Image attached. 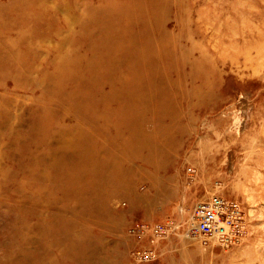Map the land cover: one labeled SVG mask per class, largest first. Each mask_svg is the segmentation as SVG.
Returning <instances> with one entry per match:
<instances>
[{
  "label": "rangeland",
  "instance_id": "obj_1",
  "mask_svg": "<svg viewBox=\"0 0 264 264\" xmlns=\"http://www.w3.org/2000/svg\"><path fill=\"white\" fill-rule=\"evenodd\" d=\"M33 1L0 0V264H264V0H138L136 25L125 27L158 38L159 20L171 33L164 43L173 56L158 50L154 87L166 105L152 106L155 122L191 149L147 161L146 149L135 156L99 142L88 157L97 160L99 187L78 185L76 156L55 164L48 157L55 127L78 121L65 102L69 88L41 82L49 51L69 45L59 43L67 30L54 29V17ZM96 1L93 31L108 35L112 1ZM121 156L138 170L113 188L105 179ZM213 194L244 210L245 234L229 245L190 231L195 205ZM158 225L166 229L157 235ZM146 249L150 260L138 256Z\"/></svg>",
  "mask_w": 264,
  "mask_h": 264
},
{
  "label": "bare ground",
  "instance_id": "obj_2",
  "mask_svg": "<svg viewBox=\"0 0 264 264\" xmlns=\"http://www.w3.org/2000/svg\"><path fill=\"white\" fill-rule=\"evenodd\" d=\"M92 1L94 4L96 0H57L52 1L50 5L48 0H34L33 3L45 9L49 20L52 16L54 17L56 21L54 29L58 32L62 29L67 30L66 36L59 43L69 39V45L58 44L49 51L50 58L40 69V73L43 74L41 82L44 81L46 84L47 81H51L63 92L69 88V91H66L69 98L65 102L67 109L76 115L78 121L76 124L63 122L55 127L56 141L53 143L55 147L50 149L48 157L51 164H55L59 160L67 163L69 153L76 156L78 162L74 165L78 166V170H84L81 178H77L78 185L87 183L89 186L99 187L100 179L93 172L97 160L91 159V163L88 162V157L92 153L101 151V148L97 147L99 142L109 140L111 143L108 146L117 147L120 150L119 153L124 152L126 148L130 149L135 156L140 153L141 148L146 149L147 161H151L150 157L154 153H173L182 145L189 148L191 146L190 141L182 137L176 139L166 132L160 122H155L158 117L152 107L158 104L166 105L165 101L162 99L159 101L156 98L158 91L154 87V81L155 76L159 75L156 68L160 64L158 50L162 49L164 56L168 59L173 56V53L169 52L170 48L164 43L165 37L168 38L171 33L167 34L163 30L159 20H154L156 30L163 33L158 38L148 37L140 30L136 32V28L127 29L125 25L135 26L134 17L140 15L136 13L138 0H135V3L130 0H111L116 14L108 15V18L112 20L113 26L105 30L109 32L108 35L104 33L97 36L99 30L93 31L97 24V17L92 12L97 7L91 6ZM96 2L98 4L99 1ZM151 10L149 13L157 16V11ZM111 16L114 18L112 19ZM144 30L148 32L146 28ZM36 34L42 35L38 32ZM163 93L161 91L162 95ZM164 95L166 97V93ZM150 108H152L151 117L147 116L150 114L147 109ZM48 113L47 111L45 121L49 124L54 121L55 110ZM136 115L142 116L143 121L146 120L140 130L136 125L138 122L135 120ZM148 117L151 122L153 120L151 128L144 126L150 122ZM109 125L119 137L109 136L106 128ZM121 127L125 129L127 127L128 131L122 132ZM116 138L119 140L117 141ZM113 164L110 168L113 177L110 180L105 179V182H111L113 188L128 179L133 182L134 173L138 170L137 165L133 164L130 168H126L122 156ZM76 174L77 170L73 169L71 177L68 175L67 182L71 185L72 177ZM60 175L63 177L61 178ZM60 175L58 178L65 181L66 174ZM63 190L67 193L71 192L72 188H66L64 185ZM120 190H122L121 187ZM144 251H150L149 259L141 257L140 253ZM138 256L143 260H150L153 253L146 249L139 252Z\"/></svg>",
  "mask_w": 264,
  "mask_h": 264
},
{
  "label": "built area",
  "instance_id": "obj_3",
  "mask_svg": "<svg viewBox=\"0 0 264 264\" xmlns=\"http://www.w3.org/2000/svg\"><path fill=\"white\" fill-rule=\"evenodd\" d=\"M166 227L158 225L154 232L162 234ZM244 210L235 200L213 194L209 199L198 202L193 210L191 233L203 238L215 237L224 245L236 242L245 233ZM152 251V250H151ZM142 252V251H141ZM149 259L150 251L140 253Z\"/></svg>",
  "mask_w": 264,
  "mask_h": 264
}]
</instances>
